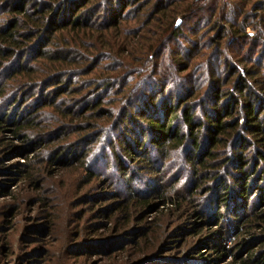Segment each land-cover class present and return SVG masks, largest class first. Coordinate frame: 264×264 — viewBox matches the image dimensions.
Here are the masks:
<instances>
[{
	"label": "trees",
	"instance_id": "trees-1",
	"mask_svg": "<svg viewBox=\"0 0 264 264\" xmlns=\"http://www.w3.org/2000/svg\"><path fill=\"white\" fill-rule=\"evenodd\" d=\"M0 105V176L24 184L12 193L0 181L11 199L0 207V264H84L97 253L120 264L154 247L167 224L173 247L187 245L200 264L229 252V264H264V0H0ZM12 156L25 159L13 172L3 166ZM175 157L181 170L168 176ZM73 168L74 200L62 207L60 171ZM145 170L161 182L145 195L174 205L165 222L133 232L123 257L122 236L78 243L83 216L116 177L124 201L99 211L92 231L126 227L150 207L129 188ZM36 207L41 224L25 226ZM51 237L56 246H37Z\"/></svg>",
	"mask_w": 264,
	"mask_h": 264
},
{
	"label": "rangeland",
	"instance_id": "rangeland-1",
	"mask_svg": "<svg viewBox=\"0 0 264 264\" xmlns=\"http://www.w3.org/2000/svg\"><path fill=\"white\" fill-rule=\"evenodd\" d=\"M179 46L180 45L174 43V45H172V49L174 50L175 48H178ZM11 86L9 87V89H11ZM0 109H1V105H0ZM1 131H2V133H1L2 138L5 139L7 142L12 143L15 146L20 145V141L18 139L14 138L13 135L9 131L4 130V129H2ZM31 154L32 153L29 152L26 161L33 159ZM8 158L7 159L4 158L3 166L11 168L12 172L15 170L14 169L15 164H17L19 162L22 163L25 161L24 157H22V156H12V157H8ZM174 162H175V166H176V168L174 170L169 171L168 169H166L168 176H171L172 174L176 173L178 170H181L180 165H182V164H178V158L177 157L174 158ZM60 173H62L61 175L64 176V179L66 180V184H64V188L62 189V192L66 195V198L61 199V201H63V205H62V207H63L64 205L67 206L68 204H70L72 202V198L74 200L75 195L73 194V192H74L73 182L78 181V177H76L77 173H76V170L74 168L69 169L67 171H60ZM136 175H137V177H135L134 182L131 183L129 188L134 189V190H139L143 196L149 197V199H150V201H149L150 205L149 206L150 207H148L144 211L138 213L137 215H134L133 220H131L129 222V225H127L126 227H120V229H118V230L114 229L112 231L113 226L111 224H107V226L103 227L100 231L99 230L97 232L92 231V230H94V228H97L99 226L101 227L102 224L104 223V221L101 220L100 217H98V215H97L99 211L104 210V209L105 210L110 209L111 207L116 206L118 204V202L124 201L123 199H118L117 198L118 195L116 196L115 192H122L121 194L124 195L126 193L125 190L127 188H126L125 184L123 185L122 181L120 180V177H116L115 178V189L113 190V189L107 188L104 190L107 193H109L110 195L107 194V196L104 197L105 200L102 199V201H100L99 203H95V205L92 206L93 210L86 211V214L83 216V223H82L83 231H82V235H81V240L78 243H80V244L84 243L85 244V242H89V244H90L91 242L92 243L99 242L101 238H107V239L114 240V239L122 236V239H123L122 244L125 241V243L123 244V249L125 251L116 254V256L119 255V256L123 257V256L128 255V253H126L127 250H132V248H135L134 247L135 244L133 241L134 239H132L133 238V236H132L133 232H139L141 230L147 231L151 224L154 223V225L156 226L157 223H159V222H161V223L165 222V220L167 219L169 211L174 208V205L172 203H169V202H163V201L158 200V199H153L152 196L156 194L154 192H152L150 195H145V194L150 192L149 191L150 189H152V188H153V190L155 189V187L153 186L154 183H155V185H158L159 183H161V182H159L158 175L155 177L154 174H151L150 172H148L146 170L143 171V173L140 172L139 174H136ZM181 176H182L181 182H185L188 178L186 174H183ZM6 179H8V180L4 181ZM57 179H60V177L58 176L55 179H53V181H48V186L49 187L56 186ZM119 180H120V183H119ZM0 181H1V183L8 184V192L19 193V192L24 190V187H23L24 184L19 182V179L17 178V176H14V178H13V176H8V177L7 176H0ZM69 181H70V183H68ZM59 185H61V184H59ZM101 187H102V185L99 186V188H101ZM61 188H62V185H61ZM23 194H25V195H36L37 193L36 192H29V193L23 192ZM10 202H11V199H9L8 197H0V207L4 206L5 204H9ZM40 213H41L40 208L36 207L35 209H33L32 217H34V221L31 224H25V226L26 225H32L34 223L41 224V223H39V222H41L40 221ZM115 227H118L117 223H116ZM105 228H108V230L104 231V233H103L102 230ZM172 232H173L172 226L169 224L165 225V231L163 232L164 235L159 237L160 239L157 241L156 244H154L155 245L154 247H152L148 252L142 253V254L137 255L133 258L122 259V262L120 264H124L125 262H126L125 264H127L129 261L133 262V261H136V260H139L142 258H146V257L151 258L152 256H158V257H164V258H176L179 260H181V258L189 259V257H190V259L192 261H190L189 263L194 262L195 264H200L201 258L198 257V255H190V252H188V249H187V245H185L184 247H181V245L180 246L176 245V247H173L174 246L173 243L175 242V240H174L175 234H172ZM149 233H150V229L146 234H149ZM102 234H104V235H102ZM181 242H182V240H180V242H178V244H180ZM187 242L189 243V245H191L189 240H187ZM231 242L232 241L227 242V247L231 246ZM55 244H56L55 239L53 237H51L48 240L38 242L37 246L40 247L41 249H45L44 247L56 246ZM58 244L59 243L57 241V246H58ZM143 247L145 248V246H143ZM138 248H140V247H138ZM171 250H173V251H171ZM178 250H180V252ZM50 253H52V255H54L55 257H57L58 255L61 256L62 252L59 250L58 247H56V248H50ZM201 253L203 255L207 254V252L205 250H202ZM210 256L211 255L202 256V258L208 259V257H210ZM213 258H215V257H213ZM232 260H233V255L229 252V253L225 254L220 259L219 264H229L232 262ZM50 262H51V258H50ZM83 262H84V264H112V257L106 256L104 254H98V253L97 254H90L89 257L85 258Z\"/></svg>",
	"mask_w": 264,
	"mask_h": 264
},
{
	"label": "water",
	"instance_id": "water-1",
	"mask_svg": "<svg viewBox=\"0 0 264 264\" xmlns=\"http://www.w3.org/2000/svg\"><path fill=\"white\" fill-rule=\"evenodd\" d=\"M179 22H180V21H178V23H179ZM178 23H177V24H178Z\"/></svg>",
	"mask_w": 264,
	"mask_h": 264
}]
</instances>
